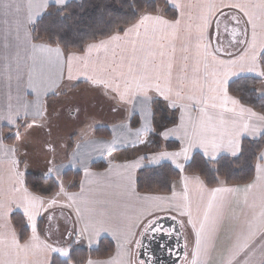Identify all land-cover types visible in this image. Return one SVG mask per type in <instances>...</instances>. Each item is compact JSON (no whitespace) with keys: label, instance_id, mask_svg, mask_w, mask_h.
I'll return each mask as SVG.
<instances>
[{"label":"crops","instance_id":"1","mask_svg":"<svg viewBox=\"0 0 264 264\" xmlns=\"http://www.w3.org/2000/svg\"><path fill=\"white\" fill-rule=\"evenodd\" d=\"M78 1L80 0H68L67 4ZM164 1L169 8L175 10L176 18L174 20L167 19L164 16L165 10L160 8L159 14L163 19L170 22L181 19L182 29L185 26H190L193 38L189 42V54L193 59L189 63L193 64L196 59L200 60L199 75L202 76L205 69L202 56L197 57L198 44L202 53L205 45H210L211 49H216V45L219 44L223 46L224 50L231 47H234L232 48L234 50L242 42L240 49L232 55L224 56L215 52V61L212 57H208V83L217 78L223 79L225 72L232 73L227 77V87L232 81L240 77H253L264 80V75H260V68L249 71L250 61L241 59L245 48L248 47L253 38L251 25L245 23L248 17L244 16L238 9L222 7L223 4L230 3L259 5L261 0ZM4 2L5 0H0V117H3L0 118V204L10 207L11 211L5 212L0 209V226H8L7 229L0 227V239H2V242H0V261H3L4 264H51L54 258L60 260H67L68 258L58 253H52L45 245L68 249L71 253L74 248L96 249L102 239H107L112 243L113 251L106 258L88 259L84 264H89V262L91 264H141L143 260L138 259L139 244L135 249V243L142 236V233H146L145 226L152 221L156 222L162 218H171L177 221L178 229L183 236L184 264H227L228 257L225 249L228 247L238 225L241 222H251L254 231H259L264 227V161L258 160L254 167L253 179L245 185L226 186L220 184L217 187L208 188L199 176L182 174L172 182L170 192L167 194L157 192L139 193L136 189V178L141 169L157 167L162 163H169L179 171L181 169L167 159L162 160L159 165H149L148 161L145 160L141 162V169H126L122 166L135 161L142 155L152 156L161 152H180L183 147H187L188 140L184 139L182 143L181 138L185 137V133L194 138L195 133L198 131L197 126L200 122L199 106L193 108V104L200 96L199 90L189 85L182 93L184 98L178 101V104L182 103L185 106L184 123L182 127H178L181 124L180 107L176 109L168 107V103L156 96L155 92L149 93L153 96V102L145 110L140 103L141 98L134 97L131 91L127 93L124 102H117L110 96L104 95L102 89L90 87L83 73V60L73 59V80L69 81L68 57H83L87 45L81 53H64L61 50L62 63L55 59L49 61L44 54L34 50L33 45H40L44 42H34L32 40L30 28L34 23L28 22L29 3L36 5L40 3V0H7L10 5L7 9L2 6ZM209 3L216 4L223 13L231 11L237 13L242 21L237 24L235 19H228L231 15L227 14L223 18V22L219 24V29H217L214 24L220 13L216 10L210 12L205 7ZM174 4H181L183 8L178 9L173 6ZM50 6L61 7L52 3V0H48L46 8L36 9L34 7L32 9L33 12L38 13L36 21L48 12ZM249 10L253 13L255 21L259 25L262 19V10L259 7L250 8ZM204 16H207L212 24L207 29L204 39L198 40L196 38L197 25L202 24ZM225 25H227L229 31H225ZM168 31L171 33V29ZM141 32H143V29H141ZM233 32L235 35L232 34ZM120 35L122 36L123 33L121 32ZM169 39H171V36H169ZM261 42H264V31L258 26L256 28L257 46ZM175 44L178 50L177 56H179L180 41H175ZM123 46V41L113 42L109 45V54L113 50L119 52ZM169 51H171L170 48ZM104 55L102 49L99 56L103 58ZM96 57L97 53L94 50L91 53V59L94 60ZM219 61L224 63L221 64ZM232 61H235V63H231ZM213 71L219 75L217 77L212 76ZM189 75H192L191 69H189ZM70 83L74 84L75 87H69ZM79 85L81 87H78ZM79 88L100 90L102 96L107 99L110 105L103 106L102 110L105 114H103L102 121L93 127L89 139L79 140L74 145L72 144L73 146L70 145L66 157L62 160L56 157L59 152L57 150V153L49 160L53 164L49 165L47 163L45 169L39 174L46 171L48 166H54L60 176V179L58 177L53 178L57 186L59 181H62L66 185V192L80 194L81 215L77 216L75 206L71 208L61 207V205L68 202L64 197L58 198L57 205L51 207L47 212L40 209L36 216L38 239L30 241L26 251H18L11 247L13 231L19 240V233L11 221L12 215L18 214L24 220L27 237L24 241H19L21 245L30 240L32 230L31 225L24 216L23 207L17 208L16 206L20 202L22 193L12 191L17 177L13 174L9 162L12 158L11 153L5 155L4 151L8 148H15L16 158L19 159L15 147L18 138L16 136L9 137L6 134L13 132L14 128L23 126L24 123L31 124V126L41 123L48 104L54 98ZM205 91H207V84L205 85ZM257 93L264 96V83L258 86ZM228 95L234 97L229 93ZM188 96H192L193 99H188ZM25 104L28 105L27 118H25ZM228 107H231V105L229 104ZM9 110L12 112L19 111L20 113L17 122L13 125H9L6 119ZM37 111L43 113V115H37ZM215 111H219V109ZM209 112L214 114L212 109H209ZM168 117H170V121H168ZM96 128L106 129L108 137H97L94 133ZM137 129H142L139 136L136 135ZM168 129H172L173 132L166 138L162 133ZM131 134H134V136L131 137ZM114 137L118 143L121 142V147L118 149L107 147L105 142L112 141ZM11 138H14V140ZM260 138L264 139V137H259L257 140ZM244 139L253 141L252 136L247 133L243 134L241 141ZM169 142H175L178 148L173 151L166 150L164 146ZM201 152L202 149L193 148L190 155L193 156L195 153L199 154ZM261 152H264V148ZM77 153L80 154L81 162L75 158ZM105 156H109L110 159L104 169L94 170L91 168L93 164L100 162ZM221 156L232 158L230 154L225 153L223 150ZM63 160L68 161L62 165L55 164L56 161ZM177 162L184 163V157L182 155L178 157ZM20 165L19 171L23 172L24 175L28 173L26 171L27 165L25 168H23V165L20 167ZM67 172L71 174L65 180L63 175ZM75 174L80 176L78 181L73 178ZM182 177L187 179H182ZM196 177L199 178V182L195 179ZM21 179L24 180L23 177ZM249 184L253 185L251 189L247 188ZM15 186L19 187V184H15ZM82 186L83 191H81ZM216 188L232 189V191L217 192L213 196L211 190ZM132 189H134V193L128 195L127 193L131 192ZM173 192L176 193L175 199L172 198ZM54 194L50 197H40L47 200L53 197ZM157 197L168 199H154ZM85 201H100L101 203L97 206L108 210L105 218L106 222L102 228L98 224L90 222L88 213L83 211L86 207L83 203ZM209 201L213 205L210 216H214L219 207L222 219L217 225L214 245H206L205 241L201 240L198 249L196 232L199 230V222L203 219V212ZM157 205L159 208L156 207ZM45 207L48 206L45 205ZM181 211H189L193 223H188L190 217L180 215ZM49 217H52V219L50 220ZM193 224H195V228ZM86 226L87 231H84ZM158 227H163L165 231H168L164 223H158L156 228L158 229ZM155 232L147 231L148 234ZM69 233H71V236H69ZM253 258H259V251L255 253Z\"/></svg>","mask_w":264,"mask_h":264},{"label":"snow or ice","instance_id":"2","mask_svg":"<svg viewBox=\"0 0 264 264\" xmlns=\"http://www.w3.org/2000/svg\"><path fill=\"white\" fill-rule=\"evenodd\" d=\"M68 0H52V3L61 7L66 6ZM171 2V0H168ZM48 0H40L39 4L33 5L29 3V16L28 22L35 23L38 18V13L33 12L32 9L46 8ZM5 9L10 7L7 0L2 5ZM174 7L182 9L183 5L174 4ZM151 7V6H150ZM210 12L216 10L220 15H227L220 11V8L214 4L209 3L205 6ZM222 7L229 9H238L244 16L248 17L245 22L247 25H251L253 29L252 42L244 50V55L241 59H247L250 61L249 71H255L257 68L261 69L260 75H264V42H261L259 46L256 44V28L259 26L264 31V0H261L259 5L251 3H230L223 4ZM259 7L262 10V19L259 25H257L253 13L250 12V8ZM60 11V8H57ZM183 15V13H182ZM228 19H235L239 24L241 21L236 19L235 16L228 17ZM207 16L202 19V24L197 25L198 40L204 39L207 29L211 26ZM217 29H219V21L216 22ZM143 29V32H141ZM171 29V33H169ZM225 31H229L227 25H225ZM123 33L121 36L120 33ZM235 35V33H232ZM55 41L50 36L46 43L40 45H33L35 51L44 54L45 58L49 61L55 59L62 63L60 43L64 39L59 33H55ZM171 36V39H169ZM193 38L190 26L181 28V19L175 21H167L159 14L158 9L145 10L140 14L137 22L130 27L120 29L109 35L107 39L100 40L97 43L88 44L84 50L83 57H68V80H73V59L83 60V73L86 76V82L90 87L94 89H102L104 95L110 96L117 102H124L126 95L129 91L132 92L134 97H140L141 105L147 109V107L153 102V96L149 95L150 92H155L156 96L162 98L168 103V107L176 109L180 107L181 124L178 127H182L184 123V105L178 104L184 97L182 93L189 85L196 87L200 96L196 99L193 108L199 106L200 122L197 126L198 131L195 133L194 138L189 137L185 133V137L181 138L182 143L184 139L188 140V146L183 147L180 152H161L152 156H139L135 161L123 165L126 169H141L143 161H148L149 165H159L162 160H170L177 168L183 169L186 166L197 163L194 156L190 155L191 149L199 148L202 152L199 153L201 159L199 163H219L220 154L222 150L230 154L233 160H237L244 153V148L241 143L243 134H250L253 138V142L259 137H264V113H257L252 108L244 106L237 98L228 95L227 91V77L231 75L230 72L224 73L223 79H214L211 83L207 82L209 73L207 72L208 57H212L215 61L214 53L219 49H211L210 45H205L203 52L201 53L199 44L197 45V57L202 56L204 60L205 72L201 76L199 63L200 60L196 59L195 63L190 64V60L193 59L189 54V42ZM123 41L124 46L120 48L119 52L111 51L109 54V45L113 42ZM175 41H180L179 52L177 56V47ZM247 43V41H245ZM169 48L171 51H169ZM103 49L105 55L103 58L99 56L100 51ZM96 51V59H91V53ZM223 64V61H219ZM231 63H235L232 61ZM189 69H191L192 75H189ZM212 76L217 77L219 74L215 71L211 73ZM207 84V91H205V85ZM69 87H75L74 84H69ZM188 99H193L192 96H188ZM219 101V102H218ZM231 107H228V105ZM25 118H27L28 105H24ZM212 109L214 114L209 112ZM219 109V111H215ZM37 115H43V113L37 111ZM19 111L12 112L9 110L6 119L9 125H13L17 122L19 117ZM3 118V117H0ZM142 129L136 130V135L141 134ZM173 132L172 129H168L162 133L167 138ZM17 135L19 133L17 132ZM143 143V141H141ZM55 150L54 148L52 149ZM5 155L11 153L10 164L12 166V172L17 177L15 184H19V187L13 185L12 191L22 193L20 202L16 205L17 208L23 207L24 216L31 225L32 236L29 241H26L23 245L19 243L15 232H12L11 247L18 251H26L30 245V241L38 239L37 236V223L36 216L40 209H44L47 212L51 207L58 204V198L64 197L67 200V204L61 205V207H73L75 206L77 216L81 215L82 209L80 207V194L66 192L65 186L62 182L58 184V191L53 197L45 200L40 196L31 193L25 186V182L21 177L24 176L23 172L19 171V165L22 162L16 158V149H5ZM184 157V163H178L177 158ZM258 160L264 161V152H261L257 157ZM49 165L53 162L49 161ZM111 167V165H110ZM259 170V166H258ZM59 175L54 166H48L46 171L41 174V179L52 180L53 175ZM129 179H131L129 177ZM182 179H187L182 177ZM199 182V178H195ZM253 187L252 184L247 186L248 189ZM83 191V186L81 187ZM213 196L217 192L232 191V189L216 188L212 189ZM134 189L127 193L132 195ZM139 198V197H138ZM173 199L176 198V193L173 192ZM186 198V197H185ZM154 199L164 200L168 198L157 197ZM86 207L83 211H86L89 216L90 222L98 224L101 228L106 222V216L108 210L102 207H98L100 201L83 202ZM91 206H87V205ZM47 205L48 207H45ZM159 208V206H156ZM185 207H187L185 205ZM212 202L209 201L207 208L203 212V219L200 220L199 230L196 232V244L199 249L201 240H204L206 245L213 244L216 239L217 225L222 219V213L217 208V212L214 216H210V210L212 209ZM0 209L5 212H10V207H5L0 204ZM163 210V209H159ZM151 215V213H149ZM180 215H188L190 217L188 223H193L191 220V213L189 211H181ZM51 220L52 217H49ZM7 229V225L0 226ZM195 228V224H193ZM84 231H87V226ZM145 231H160L163 229H157L155 222H149L145 226ZM170 235V233H167ZM143 235V233H142ZM71 236V233H69ZM2 242V239H0ZM52 253H58L59 255L69 258L70 252L68 249H61L58 247H52L45 245ZM259 251V258L254 259L255 253ZM228 257L227 264H264V227L259 231H254L251 222H241L233 236L231 237L228 247L225 249ZM195 255V253H194ZM0 264H4L0 261ZM91 264V262H89ZM141 264H146L142 261Z\"/></svg>","mask_w":264,"mask_h":264},{"label":"trees","instance_id":"3","mask_svg":"<svg viewBox=\"0 0 264 264\" xmlns=\"http://www.w3.org/2000/svg\"><path fill=\"white\" fill-rule=\"evenodd\" d=\"M59 8L60 11H57V7L50 6L48 12L31 26L30 34L34 42L46 43L50 36L53 37L54 42V34L59 33L64 37L59 45L64 53H81L86 45L107 39L118 28L130 27L145 10L163 8L165 10L164 16L167 19L174 20L176 18L175 10L169 8L164 0H80ZM224 13L235 16L236 19L242 21V18L235 12ZM224 17L225 15H219L214 25H216L217 20L219 24L223 22ZM241 43L234 50L232 49L234 47L224 50L223 46L219 44L216 45V49H219L217 52L220 55H232L240 49ZM262 83L264 80L240 77L232 81L227 90L243 105L258 113H264V96L257 93V88ZM77 90L74 89L72 93ZM94 133L97 137H108L104 128H96ZM11 139L14 140V138ZM241 143L244 153L237 160L221 156L219 163L201 164L199 163L200 155L195 153L193 156L197 163L186 166L183 171L176 170L169 163L143 168L137 174L136 189L139 193L167 194L170 192L172 182L182 174L199 176L208 188H214L220 184L226 186L245 185L254 177V167L258 163L259 153L264 148V139L260 138L255 142L244 139ZM164 148L173 151L178 148V145L175 142H169L165 144ZM58 151L60 152V147H58ZM109 159V156H105L100 162L93 164L91 168L102 170L106 167ZM70 174V172L65 173L63 178L67 180ZM23 178L26 187L40 196L50 197L58 190L53 179H41L39 173H26ZM73 178L78 181L80 176L75 174ZM11 221L19 233V241H24L27 237V230L23 218L15 214L12 215ZM112 251V243L107 239H102L96 249L74 248L67 260L54 258L51 264H84L88 259L106 258Z\"/></svg>","mask_w":264,"mask_h":264},{"label":"rangeland","instance_id":"4","mask_svg":"<svg viewBox=\"0 0 264 264\" xmlns=\"http://www.w3.org/2000/svg\"><path fill=\"white\" fill-rule=\"evenodd\" d=\"M109 105L110 103L102 96L100 90L88 88H79L75 93L70 92L54 98L48 104L41 123L35 126L24 123L23 126L14 128L13 132L6 134L9 137L16 136L18 138L15 147L18 152L17 157L22 161L20 167L23 165V168H25L27 165L26 171L28 173L38 174L43 171L50 158L57 153V150L50 151L51 143L55 141V138L60 142L62 148L56 157L59 160L64 159L70 145L91 137L93 127L102 121L103 114H105L101 108ZM170 120V117H168V121ZM49 123L52 125L46 127ZM45 127L53 133L52 136L41 131ZM17 132L19 135H17ZM132 136L134 134H131ZM105 142L107 147H113L114 149L121 147V142L118 143L115 137L112 141ZM75 158L81 162L80 154H75ZM67 161H56L55 164L62 165ZM57 177L60 179L59 175H53L54 179ZM64 186L66 185L64 184Z\"/></svg>","mask_w":264,"mask_h":264},{"label":"water","instance_id":"5","mask_svg":"<svg viewBox=\"0 0 264 264\" xmlns=\"http://www.w3.org/2000/svg\"><path fill=\"white\" fill-rule=\"evenodd\" d=\"M158 223H164L168 231H165L163 227H158L164 231L143 234L135 243V249L139 244L138 259L143 260L146 264H184V240L178 229L177 221L171 218H162L155 222V227Z\"/></svg>","mask_w":264,"mask_h":264},{"label":"flooded vegetation","instance_id":"6","mask_svg":"<svg viewBox=\"0 0 264 264\" xmlns=\"http://www.w3.org/2000/svg\"><path fill=\"white\" fill-rule=\"evenodd\" d=\"M52 124H48L46 127H48V126H51ZM43 128L41 131H44V132H46L48 135H50V136H52L53 135V133H51V131L49 130V129H47V128ZM53 139H54V137H52ZM55 141H53L52 143H51V149H50V147H49V149H50V151H53L52 149L54 148L55 150H58V147H60V149H62L61 148V146H60V142L57 140V138H55L54 139ZM50 145V144H49ZM54 150V151H55Z\"/></svg>","mask_w":264,"mask_h":264}]
</instances>
